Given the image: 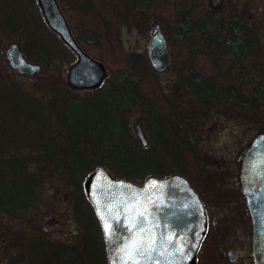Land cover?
I'll return each instance as SVG.
<instances>
[{"label":"flooded vegetation","instance_id":"1","mask_svg":"<svg viewBox=\"0 0 264 264\" xmlns=\"http://www.w3.org/2000/svg\"><path fill=\"white\" fill-rule=\"evenodd\" d=\"M238 1L228 3V0H222L213 8L207 0H55L73 41L88 56L78 42L82 37H77L72 27L77 28L78 22L85 20L91 22L90 12L93 13L94 9L111 12L120 45L121 32L130 35L138 30L143 34L146 29L142 50L126 53L121 47L125 54L145 59L147 68L136 69L135 76L147 77L155 90V97L160 98L164 105L159 108L154 100L148 120V107L140 100L139 108L146 114L144 120L151 126L149 142L138 125L134 126L132 137L137 141L138 153L149 147L151 175L144 180L151 177L159 181L179 176L196 194L200 205L197 203L194 212L184 214L185 228L171 231L170 240L183 241L179 251L190 250L198 240L192 264H241L239 252L242 250L248 252L245 258L254 264L250 255L251 221L240 188L239 168L250 141L256 135L264 134V128L255 131L243 146L235 138L232 151L230 146L215 145L227 120L234 123L233 129L241 127L242 131H252L253 120L258 118L252 109L255 103L260 107L259 101L264 100V95L258 102L254 98V93L264 87V73L263 85H255L252 74L254 57L264 70L254 21L258 4L254 0H243L238 5ZM67 8L70 16L66 13ZM29 9L44 22L36 0H0V41H5L0 47V61L4 62L0 66V75L4 72L6 78L18 75L5 59V51L11 44L17 46L25 60L21 45L27 36L24 24L29 18L26 15ZM17 10L26 18L25 22L15 20L13 12ZM222 28L231 32L230 38L216 36ZM157 34L161 36L166 51L165 68L160 71L152 69L147 60V44ZM254 50L256 54H253ZM167 72L168 77L162 80L161 75ZM106 76L105 69L104 79ZM124 87L140 92L141 86ZM96 89L102 90L101 84L93 90ZM10 105L7 103L10 117L5 122L0 118V141L10 143V146L0 149V169L5 167L12 172L13 167L6 163L7 157L15 152L12 142L15 127ZM118 111L121 119L127 112L126 109ZM41 121L47 122L44 114L37 122L40 124ZM3 124L7 130L5 134L1 132ZM23 127L19 129L30 128L26 123ZM135 127H138L144 145L138 140ZM56 132L55 128L52 133L54 139ZM38 136L39 140L51 137V132L46 128ZM54 139L51 138L52 146L58 152ZM29 148L26 145L16 151L28 154ZM31 164L38 173L30 171ZM24 165L26 171L32 172L39 181L33 189L34 196L27 198L14 197L12 185L7 186L4 192L0 189V264H111L107 257L105 222L100 221L88 199L85 197L83 202L90 211H75L79 201L76 199H72V208L67 212L60 211L61 205L51 212L40 210L39 193L44 184L41 168L45 164L26 160ZM97 168L99 166L87 177ZM102 168L106 170L104 166ZM106 172L111 178L119 179ZM144 180L140 184L127 181L142 185ZM36 208L38 211L34 212ZM152 227L156 233L158 223L154 222ZM137 231L139 236L142 227H137ZM146 239L152 241L150 237ZM115 240L120 241L118 238L113 242ZM114 248L122 254L130 251L136 255L128 257L127 261L118 257L112 264H142L137 255L141 249L124 245Z\"/></svg>","mask_w":264,"mask_h":264},{"label":"trees","instance_id":"2","mask_svg":"<svg viewBox=\"0 0 264 264\" xmlns=\"http://www.w3.org/2000/svg\"><path fill=\"white\" fill-rule=\"evenodd\" d=\"M59 3L63 8V4ZM66 13L70 16L68 8ZM90 15L91 22L88 20L78 22L80 24L75 29L72 27V31L77 37H82L78 38V42L85 52L105 66L107 76L101 83L102 90L88 91L90 95L79 102L70 98L76 92L66 88L61 80L60 86L65 95L62 107H68L66 109L68 118H72L69 130L57 129L62 136L61 141L63 148L66 149L65 153L55 152L51 137L39 140L38 134L32 129L33 127L31 128V125H37V121L43 116L41 101L22 89L7 88L5 84L0 83V117L4 119V122L10 117L7 108V103L10 102L9 107L13 114L15 127L13 130L15 136L12 141L15 152L13 156L7 157L6 161L9 166L13 167V171H7L5 167L0 169V189L4 192L7 186L12 185L14 197L34 196L33 189L39 179L33 173L26 171L24 162L26 160L44 162L51 174H57L73 186L72 197L79 200L75 206L77 212L90 211L89 206L83 202L85 199L83 182L95 167L104 166L113 177L130 180L136 184H140L146 176L151 175L149 147L138 153L137 141L127 134L125 123L118 110L126 109L128 112L140 100H143L148 107L147 118L149 120L152 114L150 109L154 105L152 102L156 100L159 108L164 105L160 98L155 97L156 93L151 81L147 77L137 78L135 76L136 69L147 68L145 59L143 61L132 54L127 55L123 52L118 29L111 12L107 13L100 8L99 11L94 9ZM24 25L27 36L23 52L30 60L43 61L47 64L59 57L70 56V61L74 58L57 36L47 28L40 16H29ZM206 30L211 29L206 28ZM216 36L230 38L231 32L222 28ZM256 52L254 50L253 54ZM263 73V67L254 57L252 74L255 85H263ZM57 79L58 77H53V81L50 82L54 88H58ZM123 79L126 82H123ZM124 85H140V92L129 90ZM263 95L264 87H261L259 92L254 93L255 102H258ZM252 110L254 115L262 120V109L256 103ZM77 111L80 112L79 116ZM25 123L30 128L19 129L25 126ZM146 126L148 131L151 130L150 122H147ZM6 131V125L3 124L1 132L5 134ZM47 131L52 134L54 129L48 127ZM26 145L30 146L28 154L16 151L18 148L23 149ZM8 146L10 143L7 140L0 141V149Z\"/></svg>","mask_w":264,"mask_h":264},{"label":"water","instance_id":"3","mask_svg":"<svg viewBox=\"0 0 264 264\" xmlns=\"http://www.w3.org/2000/svg\"><path fill=\"white\" fill-rule=\"evenodd\" d=\"M36 1L47 28L76 58L67 69L66 87L73 91L97 88L105 76L103 65L75 44L55 0ZM221 1L207 0L213 8ZM165 55L161 36L151 37L147 44V60L152 69L160 71L165 68ZM5 59L18 75L32 77L39 71V65L26 62L15 44L5 51ZM135 132L144 145L138 127H135ZM239 183L251 221V259L254 264H264V134L253 137L246 148L239 168ZM83 190L100 221L105 222L107 257L111 264L118 257L127 261L128 257L136 255L130 251L122 254L114 248L123 245L141 249L137 255L142 264L193 263L198 240L188 251H179L183 241H170L171 231L185 228L184 214L194 212V206L199 204L196 194L182 177L159 181L148 177L142 185H136L127 180L113 179L99 167L84 180ZM154 222L158 223L156 233L152 227ZM140 226L142 231L138 236L137 227ZM148 237L151 242L147 241ZM118 238L120 241L113 242Z\"/></svg>","mask_w":264,"mask_h":264},{"label":"rangeland","instance_id":"4","mask_svg":"<svg viewBox=\"0 0 264 264\" xmlns=\"http://www.w3.org/2000/svg\"><path fill=\"white\" fill-rule=\"evenodd\" d=\"M232 0H228V3H231ZM243 0L238 1V5L242 3ZM258 4V9L255 12V27H256V36L260 39V51L263 53V58L261 60L262 64H264V0H254ZM15 20L24 21L25 17H22V14L19 11H14ZM26 15H34L32 9L27 10ZM37 15V14H36ZM36 23H38L36 21ZM39 25V24H37ZM143 34L146 32V29L142 31ZM141 32L135 30L130 35L124 34L121 32V45L124 51L127 53L128 51L134 52L136 50H142L144 44V37ZM5 41H0V47L4 44ZM24 42L21 47L23 49ZM58 48V46H57ZM25 60L29 63L37 64L40 67V71L32 77L18 76L16 74H12L9 78H6L2 73L0 75V83L5 84L6 86L16 87L22 89L28 94H31L33 97L38 98L41 101V105L43 108V114L46 118L47 122L41 121L40 124L31 125V128L38 134L46 128L55 129L56 131L59 128L61 131L69 130V124L71 123V119L68 118V112L66 111V107H62L63 98L65 95L62 93V87L60 86L61 80L65 85V76L68 67L74 62V58L68 57H59L55 59L52 63L45 64L43 61H34V59H29L25 56ZM4 62L0 61V66H3ZM53 77H58V88H54L50 82H52ZM168 77V72L161 75V79L164 80ZM55 81V80H54ZM46 83L48 85H46ZM101 93V92H99ZM89 92H76L74 96H70L72 100L75 102H79L81 99L88 97ZM264 99V98H263ZM260 108L264 109V100L259 101ZM263 106V107H262ZM139 104L137 103L133 109L126 112V114L122 115V120L125 123L126 132L129 136H134V126H140L143 136L147 142H149V131L146 126V122L144 120L145 113L143 110L139 108ZM91 111V110H87ZM263 112V111H262ZM77 115L79 116V111H77ZM1 118V117H0ZM260 118H254L252 131H242V128H232L234 123L227 120L225 123V129L218 134L219 140L215 145H226L228 148L230 146V151H232V144L236 138L238 143H241L243 146L250 138L255 134L260 127L264 128V112L262 117V122L258 120ZM64 120V122H63ZM77 122V121H75ZM239 125H241L239 123ZM25 127V126H24ZM23 127V129H24ZM28 127V125H27ZM100 129V128H98ZM51 138L54 139V134H51ZM58 145V153H65L66 149L62 146V136L59 131L56 132V136L54 139ZM32 165V164H31ZM44 172H42V178L44 177V184L42 186L41 192L39 193L40 205L39 209L44 212H51L55 207L58 208L61 205L60 211L67 212L71 210V206L74 199L72 197V192H74L73 186H71L68 182L59 177L57 174H51L48 170V167L42 166L41 168ZM30 171L38 173V170L32 165L30 166ZM31 172V173H32ZM39 179V178H38ZM38 209L34 210L37 212ZM248 252L246 250H242L239 252V255L242 257L241 264H250L248 259H246V255ZM1 258V256H0Z\"/></svg>","mask_w":264,"mask_h":264}]
</instances>
